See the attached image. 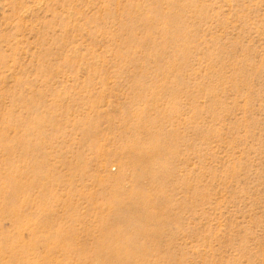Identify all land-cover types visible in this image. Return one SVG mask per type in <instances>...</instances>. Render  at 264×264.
Returning <instances> with one entry per match:
<instances>
[{"label": "rangeland", "instance_id": "374dc122", "mask_svg": "<svg viewBox=\"0 0 264 264\" xmlns=\"http://www.w3.org/2000/svg\"><path fill=\"white\" fill-rule=\"evenodd\" d=\"M0 264H264V0H0Z\"/></svg>", "mask_w": 264, "mask_h": 264}, {"label": "bare ground", "instance_id": "6f19581e", "mask_svg": "<svg viewBox=\"0 0 264 264\" xmlns=\"http://www.w3.org/2000/svg\"><path fill=\"white\" fill-rule=\"evenodd\" d=\"M146 156H147V155H146ZM147 157H148V156H147ZM131 163H132V165H133V164H134V161L132 160ZM131 179H132V178H131ZM134 184H135V183H134ZM138 193H139V192H138ZM139 196H140V195H139Z\"/></svg>", "mask_w": 264, "mask_h": 264}]
</instances>
